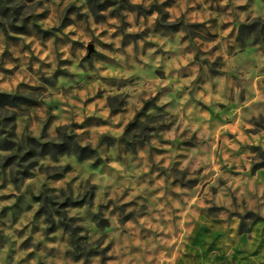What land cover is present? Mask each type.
Here are the masks:
<instances>
[{
    "label": "clouds",
    "instance_id": "obj_1",
    "mask_svg": "<svg viewBox=\"0 0 264 264\" xmlns=\"http://www.w3.org/2000/svg\"><path fill=\"white\" fill-rule=\"evenodd\" d=\"M130 2L140 4L142 0ZM228 2L220 0V7H226ZM197 3L203 9L208 8L203 0H190L175 11V19L169 17V23H175L182 16L196 15L199 11ZM233 7L251 11L253 18L264 17V0H253L252 5L248 0H233ZM173 8L168 11L172 12ZM158 18L159 14L153 12L151 21ZM240 19H244L243 15ZM47 23L51 25V18ZM109 23L119 26L115 19ZM91 27L103 45L111 44L113 47H101L85 37L81 41L84 51L79 60L72 57L68 50L70 45L61 47V61L71 60L72 63L63 65L64 72L57 71L54 64L52 69L46 70L49 80L55 72L57 77L67 74L76 81L75 84L61 86L54 93L51 89L46 92V95L51 93L58 97L55 106L63 105L64 120L58 118L50 105L52 114L38 130L35 116L29 115L27 122H22L18 106H41L24 97L22 89H36L38 86L23 65L17 67L15 63H8L4 70H0V98L11 101L0 107L9 110L6 115L14 125L17 143L26 138L25 129L42 143H48L55 129L63 127L83 126L77 128L78 135L87 130L99 132L104 137L103 140L95 137L90 141L81 140L78 142V155L77 152H65L61 159L48 161L52 167L63 169L53 173L51 181L45 178L48 188L55 190L49 195L65 211L72 209L69 216L78 213L85 217L75 223L78 241L74 242L63 229L49 233L56 237L54 241L46 239L40 232L29 240L30 232L21 227L28 221L21 220L0 229L4 237L0 239V264H85L86 260L89 264H153V261L156 264H174L167 259V248L171 245L156 241L170 239L177 230L182 232L181 225L199 221L204 211H216V207L211 205L205 209V195L210 190L215 193L227 186L233 191L239 189L244 192L251 179L264 193V176H261L264 173V122L261 121V115H264V52L258 61L248 58L242 64L235 63L249 48L255 49V43L246 44L243 49L239 46L232 49L230 60L237 70L231 73L220 70V61L228 57H220L218 51L215 53L213 67L208 74L232 81L226 95L222 96L215 86L216 81L210 83L200 73L196 60L215 49L221 37H229L233 33L231 26L224 29L199 57L190 55L182 63L169 65L167 69L158 63L160 48L152 49L156 57L155 60L149 59L143 52H137L133 45H122L119 36L113 40L111 33L116 28L108 29L109 36L102 37L100 32L104 29L97 30L95 23ZM73 31H77L76 27L69 25L65 34ZM139 31L138 28L127 29L129 34ZM82 34L77 32L71 39L78 40ZM159 43L164 44L163 41ZM89 45H92L91 49ZM40 51L38 46L37 52ZM94 53L100 55L94 58ZM54 59L55 53L49 42V47L38 55L33 71H40V62L50 64ZM138 67L146 73L151 70L158 79L152 81L140 76ZM81 77L92 82L91 95L79 84ZM137 81H141L144 87L124 91ZM105 85L115 87L116 95L124 96L116 109L106 107L108 96L101 94L107 91L103 87ZM86 107L89 111H96L98 107L103 120L111 119V123L85 125L81 109ZM141 127V138L127 140V134ZM59 134L56 132L57 136ZM66 135L71 137V133ZM113 144L123 145L115 155L105 151ZM11 154L0 150V156ZM35 179H27L25 187ZM9 190L15 192L11 183L0 189V195L11 197L0 202V208L15 202ZM36 210L30 211L29 217ZM169 227L174 231L170 233ZM19 232L24 234L19 235ZM176 243L182 241L177 240ZM85 244L90 246L85 247L84 254H81L78 245Z\"/></svg>",
    "mask_w": 264,
    "mask_h": 264
},
{
    "label": "rangeland",
    "instance_id": "obj_2",
    "mask_svg": "<svg viewBox=\"0 0 264 264\" xmlns=\"http://www.w3.org/2000/svg\"><path fill=\"white\" fill-rule=\"evenodd\" d=\"M187 3H190V0H164L163 3H160L159 0H142L140 4H133L130 0H59L58 3L56 0H0V70H4V65L8 63H15L17 67L23 65L31 75L32 81L38 86L36 89H22L24 97L41 106L31 108L28 105L18 106L20 107L21 121L27 122L26 117L35 116L38 130L52 114L50 105L53 106L60 120L66 118L63 105L55 106L58 97L51 93L46 95V92L51 89V92L54 93L61 86L75 84L76 81L71 80L67 74L57 77L55 72L49 80L46 70L52 69L54 64L57 71L64 72L63 65L72 63L71 60L61 61L60 57L63 55L59 52L61 47L70 45L69 52L74 59L79 60L80 54L84 51L81 41L85 37L91 38L93 44H100L101 47L111 49L113 45H103L95 35L91 27L93 23L97 30L104 29L100 32L102 37L109 36L108 29L116 28V31L111 33L113 40L119 36L122 45H133L137 52H143L149 59L155 60L156 53L152 49L160 48L158 63L165 65L166 69L169 65L174 66L176 63H182L190 55L199 57L224 29L231 26L233 33L229 37H221L220 43L216 44L215 49L196 60L200 73L205 76V79L210 83L215 80V86L219 88L221 95H226L227 88L232 84V81L226 77H212L208 74V70L213 67L214 55L218 51L220 57H228V59L220 61L222 64L220 70L231 73L237 70L232 66L233 62L230 60L232 49L237 46L243 49L246 44L255 43L256 48H249L235 63L242 64L248 58L258 61L261 52H264V26L260 23L264 17L253 18L251 11L234 8L233 0H229L228 5L224 8L220 7V0H203V3L208 5L207 9L201 8L200 3H197L199 11L196 15L182 16L175 23H169V17L172 16L175 19V11ZM248 4L252 5L253 0H248ZM173 6L175 7L173 8ZM169 8H173V11L169 12ZM41 9L43 10L40 11ZM229 9L232 11L230 12ZM153 12L159 14V18L154 22L151 21ZM241 15L244 17L243 20L240 19ZM49 18H51V25L47 23ZM111 19H115L119 26L109 23ZM201 20L204 22L201 23ZM241 23L246 24L241 26ZM52 25H57V27H52ZM69 25H74L77 31L65 34ZM128 28H138L140 31L129 34ZM77 32L83 34L78 40H72L71 37L76 36ZM161 41L164 42L163 45L159 43ZM49 42L55 53V59L50 64L40 62V71L34 72L33 65L38 61V55L49 47ZM141 43L143 48H141ZM38 46L41 49L40 53L37 52ZM93 55L95 58L100 54L94 53ZM205 60L207 63L204 62ZM191 71L190 68L189 72ZM137 72L146 79L152 81L158 79L151 74V70L146 73L138 67ZM79 84L91 95V81L81 77ZM103 87L107 88L106 92L101 93L108 96L106 107L112 109L119 107L124 96L116 95L117 89L111 85ZM142 87H144L142 82L137 81L135 85H130L124 91ZM113 96L115 98H112ZM10 102L7 98H0V105ZM8 111L7 108L0 107V150L12 153L8 156H0V181H2L0 189L5 188L9 183L13 184L15 192L9 191L15 198V202L11 206L4 204L0 208V229L26 220L28 221L27 225L22 223L21 227L25 232H30L29 240L37 232H40L46 239L54 241L56 237L49 233L63 229L64 233L71 236L74 242L78 241V230L75 223L85 217L78 213L69 216L72 209L68 208L65 211L63 206L49 195L55 190L48 188L47 181L52 180L53 173L62 172L63 169L52 167L48 161L61 159L65 152L78 153L77 144L81 140L90 141L93 137L103 140L104 137L99 132L91 133L87 130L83 132V135H78L77 128L83 126L63 127L55 129L48 143H42L25 129L26 138L17 143L14 139V125L6 115ZM81 114L87 126L111 123V119L103 120L98 107L96 111H89L87 107L81 109ZM261 121L264 122V115H261ZM56 132L60 134L57 136ZM68 133H71V137L66 135ZM142 134V127L134 129L132 133L127 134V140L139 139ZM107 135L110 136L111 133ZM55 140L62 141V143L67 142V145L53 143ZM122 148L123 145L113 144L110 148H105V151L115 155ZM61 149H66V151H61ZM84 151L87 154V149ZM128 156L131 160V151ZM42 161L44 163H41ZM261 176H264V173H261ZM33 177L36 178L34 183L25 187V181ZM10 198V196L0 195V202L8 201ZM205 201V209L211 205L217 210L214 212L204 211L199 221L193 220L189 224L181 225L182 232L177 230L170 239L161 238L156 241L171 245L167 248V259L174 261V264H219L215 254L221 246L223 236L231 231L233 222H237L238 230H246L256 220L264 221V193L259 191V184L253 183L251 179L245 186L244 192H240L239 189L233 191L225 186L219 188L215 193L210 190L205 195ZM35 209L38 210L29 217L28 213ZM168 231L171 233L174 228L169 227ZM18 234L23 235L24 232ZM2 238H4L3 232L0 231V239ZM60 238L63 239V236ZM177 240L182 243L177 244ZM27 243L28 241H25V244ZM149 243L151 244L152 241L150 240ZM41 246H43V242ZM89 246L87 244L78 245V250L84 254V248ZM85 264H89V261L86 260ZM153 264L156 262L153 261Z\"/></svg>",
    "mask_w": 264,
    "mask_h": 264
},
{
    "label": "crops",
    "instance_id": "obj_3",
    "mask_svg": "<svg viewBox=\"0 0 264 264\" xmlns=\"http://www.w3.org/2000/svg\"><path fill=\"white\" fill-rule=\"evenodd\" d=\"M215 257L219 264H264V221L256 220L246 230L233 222Z\"/></svg>",
    "mask_w": 264,
    "mask_h": 264
},
{
    "label": "trees",
    "instance_id": "obj_4",
    "mask_svg": "<svg viewBox=\"0 0 264 264\" xmlns=\"http://www.w3.org/2000/svg\"><path fill=\"white\" fill-rule=\"evenodd\" d=\"M260 23L264 26V20H261ZM246 23H241V26L245 25ZM61 145L63 144V146H66L67 145V142H63V143H60ZM77 149H78V144H77ZM61 151H66V149H61ZM79 153H77L78 155ZM87 155V154H85Z\"/></svg>",
    "mask_w": 264,
    "mask_h": 264
},
{
    "label": "water",
    "instance_id": "obj_5",
    "mask_svg": "<svg viewBox=\"0 0 264 264\" xmlns=\"http://www.w3.org/2000/svg\"><path fill=\"white\" fill-rule=\"evenodd\" d=\"M92 48V45H90V49Z\"/></svg>",
    "mask_w": 264,
    "mask_h": 264
}]
</instances>
